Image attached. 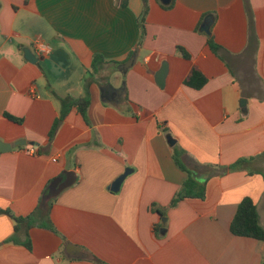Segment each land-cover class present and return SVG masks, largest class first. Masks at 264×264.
<instances>
[{
  "label": "crops",
  "instance_id": "1",
  "mask_svg": "<svg viewBox=\"0 0 264 264\" xmlns=\"http://www.w3.org/2000/svg\"><path fill=\"white\" fill-rule=\"evenodd\" d=\"M171 1L145 0L142 20L143 0H0V264H264V243L230 232L244 198L264 203V0ZM86 88V120L60 121ZM174 152L205 195L170 208L187 178Z\"/></svg>",
  "mask_w": 264,
  "mask_h": 264
},
{
  "label": "trees",
  "instance_id": "2",
  "mask_svg": "<svg viewBox=\"0 0 264 264\" xmlns=\"http://www.w3.org/2000/svg\"><path fill=\"white\" fill-rule=\"evenodd\" d=\"M143 1H144V9L141 16L142 20L147 15V6L145 4V0ZM172 5H173V1H171L170 5L167 8H171ZM208 45L212 50L217 49V46L214 44V42L211 39L208 40ZM177 52L185 59H188L187 53L182 48L178 47ZM104 63L105 62L102 56L95 55L92 59V65H91L92 74L96 73ZM206 82H207L206 78L203 76L200 70L194 66L191 69L187 78L185 79L184 85L191 89L199 90L206 84ZM59 103H60V112H59L60 121L63 120L72 109H76L78 113L83 117V119L86 120L87 110L90 105V95L88 92V88H86L85 95L83 97H80L78 99H72L69 97L61 98L59 99ZM5 118L12 123L21 124L20 119L14 118L10 115L6 114ZM54 132L55 129L50 134V140L53 137ZM173 156H174V163L182 172L186 173L187 178L182 183L179 191L172 198L170 202V208H174L179 202H181L184 199L194 198V199L202 200L205 195V186L194 180V178L191 175V172L188 171L182 164L178 152H174ZM247 161H248L247 159L240 160L232 167L245 164ZM154 209L156 208L154 207ZM156 211L159 212L158 209H156ZM159 214L163 216V213L160 212ZM11 217L16 223V226L14 228L15 231H17L18 224L26 223L28 228L32 226L30 217L28 218H16L14 216ZM230 232L232 235L237 237L251 238L264 243V228L260 224L257 208L250 198H244L239 203L235 216L230 225ZM25 245L26 247H29L28 242Z\"/></svg>",
  "mask_w": 264,
  "mask_h": 264
},
{
  "label": "water",
  "instance_id": "3",
  "mask_svg": "<svg viewBox=\"0 0 264 264\" xmlns=\"http://www.w3.org/2000/svg\"><path fill=\"white\" fill-rule=\"evenodd\" d=\"M161 2L162 5L164 6H168L171 2V0H159ZM202 28H204V32L206 34H209V27L208 25L206 24H203L202 25ZM24 53V59L26 61H28L29 63L31 64H35L38 59L33 55V53L29 50V49H24L23 51ZM136 56V54L134 55ZM134 56H132L129 61L124 64L123 66L120 67V70L124 73L126 72L133 64V61H134ZM166 73H167V65L166 63H163L162 64V67L160 69V71L157 73V75L155 76V82L156 84L162 88L163 85H164V79H165V76H166ZM109 90L111 91L112 89L109 88ZM112 91H116V90H112ZM117 92V91H116ZM243 102H241V104H243ZM60 123V122H59ZM168 142L169 144L173 145L174 142L169 138L168 139ZM26 145V142L25 141H18L15 146L16 147H22V146H25ZM11 150V146L10 145H7V144H3L1 141H0V153H3V152H7V151H10ZM130 170L129 169H126L124 174L122 176H120L110 187V191L112 193H116L118 192L120 186H121V183L122 181L125 179V177L129 174ZM74 183V179L73 180H67V182L61 184L59 187L56 186V183H54V187H55V194L52 197H54L56 194H58L61 190L63 189H66L68 187H70L71 185H73ZM162 222L164 223L165 222V219L163 218L162 219Z\"/></svg>",
  "mask_w": 264,
  "mask_h": 264
},
{
  "label": "built area",
  "instance_id": "4",
  "mask_svg": "<svg viewBox=\"0 0 264 264\" xmlns=\"http://www.w3.org/2000/svg\"><path fill=\"white\" fill-rule=\"evenodd\" d=\"M32 46L39 58H45L50 54V48L43 44L41 40H35L32 42ZM55 162V160H53Z\"/></svg>",
  "mask_w": 264,
  "mask_h": 264
},
{
  "label": "rangeland",
  "instance_id": "5",
  "mask_svg": "<svg viewBox=\"0 0 264 264\" xmlns=\"http://www.w3.org/2000/svg\"><path fill=\"white\" fill-rule=\"evenodd\" d=\"M259 215L261 218V222L264 225V203L259 206Z\"/></svg>",
  "mask_w": 264,
  "mask_h": 264
}]
</instances>
